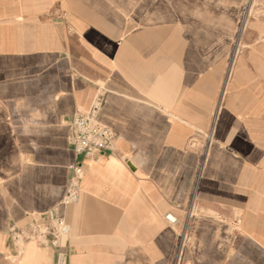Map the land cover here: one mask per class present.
I'll list each match as a JSON object with an SVG mask.
<instances>
[{"label": "crops", "instance_id": "obj_1", "mask_svg": "<svg viewBox=\"0 0 264 264\" xmlns=\"http://www.w3.org/2000/svg\"><path fill=\"white\" fill-rule=\"evenodd\" d=\"M262 9L226 66L223 0H0V264H57L52 235L10 230L76 161L67 264H264ZM97 97L114 148L76 155Z\"/></svg>", "mask_w": 264, "mask_h": 264}, {"label": "built area", "instance_id": "obj_2", "mask_svg": "<svg viewBox=\"0 0 264 264\" xmlns=\"http://www.w3.org/2000/svg\"><path fill=\"white\" fill-rule=\"evenodd\" d=\"M102 100L97 97L93 100L88 112H77L70 122V143L76 155L95 156L111 151L114 148V133L100 122ZM84 171L82 163L76 161L72 165V175L69 178L65 194L61 202L49 210L34 214L27 227L13 226L10 230L11 239L19 244V250L24 241L44 243L46 235L53 236L52 245L57 249V264H67L66 254L62 250L64 240L70 233V226L66 222L62 207L75 203L80 194V182ZM171 214L167 218L174 222Z\"/></svg>", "mask_w": 264, "mask_h": 264}, {"label": "rangeland", "instance_id": "obj_3", "mask_svg": "<svg viewBox=\"0 0 264 264\" xmlns=\"http://www.w3.org/2000/svg\"><path fill=\"white\" fill-rule=\"evenodd\" d=\"M199 1V0H193ZM250 5V6H249ZM264 0H223V30L208 32V38L217 39L223 45L225 65L231 61L242 27L247 18L257 19L263 16ZM241 47V51H242ZM215 50V48H214Z\"/></svg>", "mask_w": 264, "mask_h": 264}, {"label": "bare ground", "instance_id": "obj_4", "mask_svg": "<svg viewBox=\"0 0 264 264\" xmlns=\"http://www.w3.org/2000/svg\"><path fill=\"white\" fill-rule=\"evenodd\" d=\"M249 6H250V5H249ZM249 22H250L249 18L246 17V19H245V21H244V25H243V27H242V30H244V29L247 27V25L249 24ZM235 67H236V66H235ZM225 86H226V85H225ZM222 88H223V86H222ZM225 90H226V88L224 89V92H225ZM171 218L173 219L174 217L171 216Z\"/></svg>", "mask_w": 264, "mask_h": 264}]
</instances>
